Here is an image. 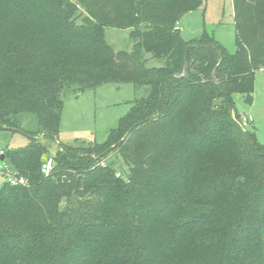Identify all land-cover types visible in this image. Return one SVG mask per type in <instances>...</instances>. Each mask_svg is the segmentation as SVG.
Wrapping results in <instances>:
<instances>
[{"label": "trees", "instance_id": "trees-1", "mask_svg": "<svg viewBox=\"0 0 264 264\" xmlns=\"http://www.w3.org/2000/svg\"><path fill=\"white\" fill-rule=\"evenodd\" d=\"M204 1L0 0V130L28 136L0 155L26 180L0 184V264H264V145L231 100L252 103L264 68V0H231L233 53L181 37ZM104 27L129 28L132 49ZM125 82L147 95L44 175L62 94Z\"/></svg>", "mask_w": 264, "mask_h": 264}, {"label": "rangeland", "instance_id": "rangeland-1", "mask_svg": "<svg viewBox=\"0 0 264 264\" xmlns=\"http://www.w3.org/2000/svg\"><path fill=\"white\" fill-rule=\"evenodd\" d=\"M83 15V9L78 8L77 23L81 22ZM178 28L184 40L199 37L205 32L228 53L235 51L231 0H205L201 8L187 12L181 17ZM129 32V28L104 27L105 40L115 51L132 49ZM146 57L147 66L160 65L157 59L150 58L148 54ZM254 77L252 103H247L240 93L232 94L231 100L239 117L250 118L251 121L246 128L253 129L258 142L264 145V68L259 69ZM147 93V86H135L130 82L105 83L92 89L68 90L62 94L63 107L57 136L50 141L39 135L40 141L48 144L49 153L44 160L48 156L54 159L62 144L85 148L88 145L105 142L110 131L117 127L119 119L128 112L135 99L145 97ZM27 142L28 136L23 132L1 129L0 155L5 148L21 147ZM5 168H8L5 162L0 160V184L5 181L1 175Z\"/></svg>", "mask_w": 264, "mask_h": 264}, {"label": "built area", "instance_id": "built-area-1", "mask_svg": "<svg viewBox=\"0 0 264 264\" xmlns=\"http://www.w3.org/2000/svg\"><path fill=\"white\" fill-rule=\"evenodd\" d=\"M250 118L242 116L239 117V119L237 120V123L239 124V126L241 128H246L249 123H250ZM0 153H2V151H0ZM55 163H54V159L52 156H48L42 163H41V172L44 175H48L51 173L53 167H54ZM1 175H3L4 180L6 182H9L10 184H25L26 180L24 177L22 176H16L10 169L5 168L1 171Z\"/></svg>", "mask_w": 264, "mask_h": 264}, {"label": "water", "instance_id": "water-1", "mask_svg": "<svg viewBox=\"0 0 264 264\" xmlns=\"http://www.w3.org/2000/svg\"><path fill=\"white\" fill-rule=\"evenodd\" d=\"M187 52H188V47H186L185 52H184V60H185V61H186V58H187ZM225 99H226V101H227L228 107L231 109V108H232V105H231V103H230L228 97L225 96ZM0 158L2 159V156H1Z\"/></svg>", "mask_w": 264, "mask_h": 264}, {"label": "crops", "instance_id": "crops-1", "mask_svg": "<svg viewBox=\"0 0 264 264\" xmlns=\"http://www.w3.org/2000/svg\"><path fill=\"white\" fill-rule=\"evenodd\" d=\"M0 160H3V157H2V159L0 158Z\"/></svg>", "mask_w": 264, "mask_h": 264}]
</instances>
